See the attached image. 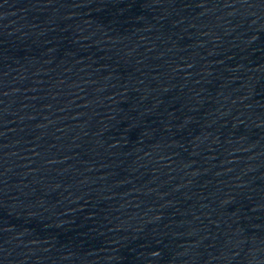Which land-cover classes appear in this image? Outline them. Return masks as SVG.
Segmentation results:
<instances>
[{"label": "water", "instance_id": "1", "mask_svg": "<svg viewBox=\"0 0 264 264\" xmlns=\"http://www.w3.org/2000/svg\"><path fill=\"white\" fill-rule=\"evenodd\" d=\"M247 264H264V234L252 253Z\"/></svg>", "mask_w": 264, "mask_h": 264}]
</instances>
